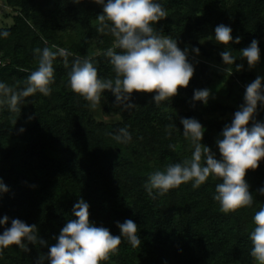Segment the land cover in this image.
<instances>
[{
  "label": "trees",
  "instance_id": "trees-1",
  "mask_svg": "<svg viewBox=\"0 0 264 264\" xmlns=\"http://www.w3.org/2000/svg\"><path fill=\"white\" fill-rule=\"evenodd\" d=\"M5 1L18 7L19 13L11 26L0 27V32H8L7 37H0V82L13 91L26 87L28 75L38 66L33 49L64 46L66 33H71L73 40L66 49L74 56L91 57L98 75L114 80L115 73L104 53L114 46L115 38L109 31L100 30L97 15L103 11L101 5L93 0H80L79 4L72 0ZM160 2L169 16L154 27L177 39L178 46L187 47L189 53L198 47L199 55L205 57L199 39L214 34L220 23L231 26L234 39L241 37L239 43L230 46L241 49L257 39L262 47L264 0ZM188 58L195 66L194 74L187 87L178 86V94L171 100L156 105L153 93L134 91L128 106L127 101L116 102L105 90L100 103L91 107L71 90L69 68L58 57L51 94H34L28 107L21 106L16 123L0 121V177L9 187L8 192L0 194V217L6 214L36 224L40 236L51 245L64 223L73 218L74 203L83 198L90 205V221L109 228L113 235L120 234L117 221L132 219L137 224L141 246L133 248L122 237L119 252L108 259L116 264H252L249 233L255 227L254 213L264 207V195L257 191L264 186V160L257 169L246 172L253 206L236 212L220 211L213 199L219 181L211 177L198 188L188 182L156 199L149 196V209L140 195L146 192L150 173L183 161L182 152L188 146L182 117L201 122L207 144L214 147L217 156L216 138L231 122L227 106L212 95L207 105L192 100L194 89L212 90L217 80H225L224 74ZM227 91L231 96L232 91ZM99 107L113 111L115 119L97 118L94 114ZM10 111L5 98L0 97V113ZM29 116L33 118L29 120ZM256 118L264 119V109H258ZM120 128L128 129L131 141L120 143L114 139ZM175 138H179L180 146L174 145ZM131 190L138 194L132 200L127 197ZM28 247L25 251L9 246L0 256V264H35L36 258L48 251L39 243Z\"/></svg>",
  "mask_w": 264,
  "mask_h": 264
},
{
  "label": "clouds",
  "instance_id": "clouds-1",
  "mask_svg": "<svg viewBox=\"0 0 264 264\" xmlns=\"http://www.w3.org/2000/svg\"><path fill=\"white\" fill-rule=\"evenodd\" d=\"M79 4L80 0H72ZM101 5L103 11L97 15L101 22V31L107 30L115 38L113 47L104 53L109 58L115 78L104 79L98 75V69L91 57L74 56L68 49L59 46L33 49L38 59V66L27 77V85L18 91L0 82V97L5 98L11 111H21L26 98L40 93L49 96L55 80L54 62L61 58L67 73L71 90L79 94L91 107L100 103L105 90L110 91L116 102L127 101L131 106V95L135 92L153 93L156 105L171 100L178 94L179 87H187L195 66L189 60V49H181L177 39L161 34L154 25L168 17V12L160 0H93ZM230 25L218 24L214 29V39L224 46L220 52L225 66L235 64L237 71L246 60L248 68H255L261 62L259 41L253 39L247 47L233 54L230 43H239L235 39ZM8 32H0V37H7ZM118 48L120 51H116ZM55 49V50H53ZM191 52L199 55L200 49L193 47ZM211 90L194 89L192 100L202 101L207 105ZM258 109H264V75H257L245 85L243 103L233 113L230 123H226L216 138L217 152L204 145L202 139L205 127L195 118L182 117L183 135L194 144L191 158L182 162L170 163L163 170L148 175L145 190L152 199L191 182L198 188L211 177L219 182L215 185L214 201L220 211L228 214L254 204V196L245 179L248 169L255 170L264 160V120L256 118ZM29 116L28 119H32ZM251 122V123H250ZM16 123V122H15ZM23 132L24 128L21 127ZM114 139L120 143L132 140L127 128H120ZM169 147H173L170 145ZM35 187V185H33ZM9 191V187L0 177V194ZM258 193L264 195V186ZM90 205L83 198L72 207V219H68L54 237L55 243L48 245L40 236L36 224H28L19 218L8 215L0 217V256L9 246L29 251V244L39 243L47 246L45 256L36 258L35 264H101L110 256L119 252L122 237L133 248L141 246L137 234L138 226L132 219L117 221L119 235L111 234L109 228L97 226L90 221ZM255 225L249 233L252 247L250 255L256 264H264V207L252 217ZM10 221V226H7Z\"/></svg>",
  "mask_w": 264,
  "mask_h": 264
},
{
  "label": "rangeland",
  "instance_id": "rangeland-1",
  "mask_svg": "<svg viewBox=\"0 0 264 264\" xmlns=\"http://www.w3.org/2000/svg\"><path fill=\"white\" fill-rule=\"evenodd\" d=\"M19 13L18 7L8 5L5 0H0V27L7 28L13 24V17ZM70 41L72 40V34L66 33V39L64 41V46H61L66 49L67 46L70 45ZM199 42L204 47V50L206 52V56L203 57L201 55H196L193 53H189L190 58L193 57L198 61H202L216 70H219L224 74V79L221 81H216L214 88L211 90V95L214 99L219 100L222 104L227 106L226 112L229 114L230 117L233 116V113L238 110L239 105L243 103V96L245 91V85L253 81L257 75H264V39L262 42L261 49V62L256 65L255 68H248L247 61L246 60H237L236 63L243 64V68L237 71L236 65H227L225 66L222 62V58L220 56V52L224 51V48H220L218 43L215 42L214 34H206L203 36L202 39H199ZM233 54H237L240 50L239 48H235L230 46ZM185 47H181V49H184ZM222 79V78H221ZM226 82V83H225ZM225 83V88L227 90H231V96H228V91L223 88L222 84ZM240 88V89H239ZM43 95L41 94V97ZM33 101V96H30L26 98V104L22 105V107H28L30 103ZM21 107V109H22ZM61 112L60 110H58ZM21 111H10L7 113H0V121H3L5 119L10 120L11 122H16L21 117ZM97 118H102L105 121H109L112 119H115L114 116H116L113 111L108 109L105 111V109L99 107V110L95 112L94 114ZM264 120V119H263ZM217 136V135H216ZM185 142L187 144V149H185L182 154L183 161L186 159H190L192 152L194 150V144L190 139L185 138ZM208 140L206 138V132H204L203 139L201 141L202 147L204 145L208 146L207 144ZM204 144V145H203ZM175 146H180L181 142L179 138H175L174 141ZM212 149V151H215L214 147L208 146ZM139 193L142 197V199L145 198L146 208L149 209L150 204L148 203L149 195L147 191L144 193ZM138 194L135 193L134 190H131L130 193L127 195V197L132 200L133 198H136ZM152 210V208H150ZM54 230H56L54 227H52ZM57 232V230L55 231ZM59 233V232H57ZM231 242H234V236L230 233ZM108 264H116L113 260H108ZM234 264H238L235 262ZM240 264V263H239ZM252 264H256V261L252 258Z\"/></svg>",
  "mask_w": 264,
  "mask_h": 264
}]
</instances>
